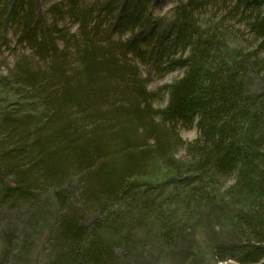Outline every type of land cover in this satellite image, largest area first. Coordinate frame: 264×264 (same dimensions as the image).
<instances>
[{
    "label": "trees",
    "instance_id": "1",
    "mask_svg": "<svg viewBox=\"0 0 264 264\" xmlns=\"http://www.w3.org/2000/svg\"><path fill=\"white\" fill-rule=\"evenodd\" d=\"M0 264H264V0H0Z\"/></svg>",
    "mask_w": 264,
    "mask_h": 264
},
{
    "label": "rangeland",
    "instance_id": "2",
    "mask_svg": "<svg viewBox=\"0 0 264 264\" xmlns=\"http://www.w3.org/2000/svg\"><path fill=\"white\" fill-rule=\"evenodd\" d=\"M180 74H181V72H175V73L169 75V76L164 80L163 83H165V82H170L171 79H173L174 77H176V76H178V75H180ZM180 135H181L184 139H187V140H193V139H195L196 136H197V131H196L195 129L188 130V131H187V130H181ZM32 260H33V259H32ZM229 262L231 263L232 261H229ZM33 263H34V262H33ZM232 263H233V262H232Z\"/></svg>",
    "mask_w": 264,
    "mask_h": 264
}]
</instances>
